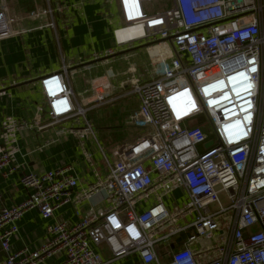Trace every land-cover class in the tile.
Masks as SVG:
<instances>
[{
	"label": "built area",
	"instance_id": "obj_1",
	"mask_svg": "<svg viewBox=\"0 0 264 264\" xmlns=\"http://www.w3.org/2000/svg\"><path fill=\"white\" fill-rule=\"evenodd\" d=\"M119 1L125 26L118 30L142 31L121 39L116 30L118 44H152L145 73L116 92L110 72L77 95L69 82L75 71L64 66L39 80L46 108L30 127L86 119L134 95L139 135L109 154L101 147L105 178L81 197L102 190L105 207L74 223H49L37 249L11 251L27 210L48 220L79 187L71 165L21 173L26 198L0 207V264H39L53 255L57 264H264V0ZM149 1L165 3L152 12ZM12 32L0 9V39ZM2 127L8 135L18 123L8 118ZM86 134L95 136L89 121L78 132ZM16 152L0 146L3 177L17 171ZM179 189L184 201L168 207Z\"/></svg>",
	"mask_w": 264,
	"mask_h": 264
},
{
	"label": "crops",
	"instance_id": "obj_2",
	"mask_svg": "<svg viewBox=\"0 0 264 264\" xmlns=\"http://www.w3.org/2000/svg\"><path fill=\"white\" fill-rule=\"evenodd\" d=\"M162 3L165 1L147 2L148 10L153 12ZM0 9L8 16L13 31L0 39V146L17 151L14 156L17 171L9 177L0 174V207L14 206L26 198L27 190L19 180L23 172L40 173L71 165L79 177L73 201L57 209L50 219H44L37 209H29L17 221L10 250L37 249L48 239L49 223H74L106 206L104 191L92 193L86 199L81 197L82 191L105 178L101 147L108 154L112 151L107 133L117 131L121 126L119 117L139 103L136 96L126 100L128 96L95 109L97 127L88 113L86 119L77 117L39 130L30 127L46 108L39 80L66 66L75 71L69 75V82L73 91L81 95L92 86L95 77L112 72L109 80L118 92L132 75L145 73L148 52L145 45H139V40L118 44L115 31L125 26L119 0H0ZM134 34L130 29L118 33L122 38ZM108 50L113 54L104 55ZM92 62L96 63L94 68ZM8 118L15 119L18 129L7 131L6 135L2 123ZM85 121L91 123L95 136L78 135L85 128ZM132 128L139 135L140 129L134 124ZM153 198L147 200V205ZM183 201L184 192L179 189L166 204L174 208ZM5 256L0 244V261ZM60 259V255H53L39 264H57ZM119 264L132 263L129 258Z\"/></svg>",
	"mask_w": 264,
	"mask_h": 264
},
{
	"label": "rangeland",
	"instance_id": "obj_3",
	"mask_svg": "<svg viewBox=\"0 0 264 264\" xmlns=\"http://www.w3.org/2000/svg\"><path fill=\"white\" fill-rule=\"evenodd\" d=\"M120 33V32H119ZM122 37V36H120ZM146 40H139V45H143L145 44ZM149 43V42H148ZM152 44H149L148 46H145L144 49L145 51L147 50V48H149ZM96 66V63L95 62H92L91 63V68H94ZM145 71V69H143ZM142 70V72H143ZM131 98H135V96H130L128 98H126V100L128 99H131ZM138 107V106H137ZM136 107V108H137ZM135 108V109H136ZM135 109H133L132 111H129L125 114L123 113L121 116L122 117H119V121L118 123L121 124V126L116 130L114 131H109L107 134L109 135V140H110V143L109 144H112L111 148L114 150L118 147H121L123 146L124 144H127V143H130L132 142L133 140L136 139V137L138 135H135V128H132V125L134 124L133 123V118H132V115H133V112L135 111ZM98 112V110H92L91 112V118L92 120H94V114ZM202 120L205 122V124L208 123V121L205 119V118H202ZM96 121L94 120V123ZM99 125V124H98ZM96 123L94 124V127H97L98 126ZM209 125V124H207ZM258 228V226H255L254 229Z\"/></svg>",
	"mask_w": 264,
	"mask_h": 264
},
{
	"label": "water",
	"instance_id": "obj_4",
	"mask_svg": "<svg viewBox=\"0 0 264 264\" xmlns=\"http://www.w3.org/2000/svg\"><path fill=\"white\" fill-rule=\"evenodd\" d=\"M213 145V141H208L205 143V147L208 148Z\"/></svg>",
	"mask_w": 264,
	"mask_h": 264
},
{
	"label": "bare ground",
	"instance_id": "obj_5",
	"mask_svg": "<svg viewBox=\"0 0 264 264\" xmlns=\"http://www.w3.org/2000/svg\"><path fill=\"white\" fill-rule=\"evenodd\" d=\"M130 30H132V32H136V33H140L141 31H142V29H139L138 31L137 30H133V29H130ZM122 31H124V30H121V31H119V32H122ZM118 32V33H119ZM121 39H122V37H121Z\"/></svg>",
	"mask_w": 264,
	"mask_h": 264
},
{
	"label": "trees",
	"instance_id": "obj_6",
	"mask_svg": "<svg viewBox=\"0 0 264 264\" xmlns=\"http://www.w3.org/2000/svg\"><path fill=\"white\" fill-rule=\"evenodd\" d=\"M200 120H201V118L198 117V118H196L193 122L195 123L196 121H200Z\"/></svg>",
	"mask_w": 264,
	"mask_h": 264
}]
</instances>
